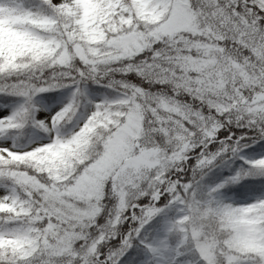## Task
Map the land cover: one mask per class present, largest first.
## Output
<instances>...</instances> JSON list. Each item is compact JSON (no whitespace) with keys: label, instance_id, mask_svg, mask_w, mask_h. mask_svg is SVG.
<instances>
[{"label":"snow or ice","instance_id":"obj_1","mask_svg":"<svg viewBox=\"0 0 264 264\" xmlns=\"http://www.w3.org/2000/svg\"><path fill=\"white\" fill-rule=\"evenodd\" d=\"M0 109V264H264V0H0Z\"/></svg>","mask_w":264,"mask_h":264},{"label":"rangeland","instance_id":"obj_2","mask_svg":"<svg viewBox=\"0 0 264 264\" xmlns=\"http://www.w3.org/2000/svg\"><path fill=\"white\" fill-rule=\"evenodd\" d=\"M66 92H62V93H58L55 95L57 96L58 100H61L63 99L64 96H66ZM43 94L41 95V97H38L37 100H38V103L42 106V108L46 109V111H44L43 113H38V115H47L49 114L54 108L58 107L59 104L56 103V104H53V103H47L45 102V100L43 99ZM0 110H4V111H7V109H0ZM32 130L30 129L29 130V136L32 138V139H35L37 141H39L40 139H43V133L39 132L38 130ZM37 131V132H36ZM29 136H26L24 139H25V142H27V140L29 139ZM264 154V153H263ZM260 155V154H259ZM258 154H254L252 155L253 158H257L259 156ZM251 200V199H250ZM249 200V201H250ZM238 202V201H236ZM242 202H245V201H242Z\"/></svg>","mask_w":264,"mask_h":264},{"label":"trees","instance_id":"obj_3","mask_svg":"<svg viewBox=\"0 0 264 264\" xmlns=\"http://www.w3.org/2000/svg\"><path fill=\"white\" fill-rule=\"evenodd\" d=\"M53 95H55V93H45V94H43V99L45 100V102H47V103H51L50 101H49V99H47L48 97H51V96H53ZM33 131V130H32ZM31 131V132H32ZM39 131V130H38ZM235 131H237V132H240V131H242V130H235ZM37 132V131H36ZM254 154H263V153H259V152H257V153H253V154H251V155H254ZM225 174H228L226 171H225ZM222 178V177H221ZM239 188V185H234V186H229L228 188H226L225 190H223V195H224V197L226 198V199H229V200H235V201H238V202H242V201H249L250 199H253V198H255V195H258V194H252V193H249L248 195H246V196H240V195H238V193H237V191H236V189H238Z\"/></svg>","mask_w":264,"mask_h":264},{"label":"clouds","instance_id":"obj_4","mask_svg":"<svg viewBox=\"0 0 264 264\" xmlns=\"http://www.w3.org/2000/svg\"><path fill=\"white\" fill-rule=\"evenodd\" d=\"M152 111L154 112L155 109H152ZM158 118L161 119V120H165V119H169L170 117L168 116V114L166 112L161 111L159 113V117ZM144 120H147L149 125L151 124V120L149 119V115H148V111L147 110H145L143 112V115L141 117V127L142 128H145V125L143 124ZM140 140L142 141L143 146L145 147V149H148L150 151L151 148H152V145H151V143L148 140L147 129L146 128H145V135L141 136ZM165 143L167 144L169 142L166 141ZM172 166H175V165H172Z\"/></svg>","mask_w":264,"mask_h":264}]
</instances>
